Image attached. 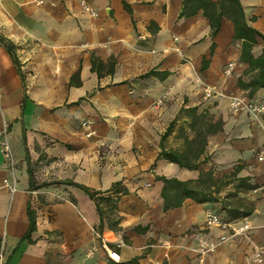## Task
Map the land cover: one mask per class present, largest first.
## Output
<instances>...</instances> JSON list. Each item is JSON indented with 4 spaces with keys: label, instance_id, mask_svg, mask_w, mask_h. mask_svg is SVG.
<instances>
[{
    "label": "crops",
    "instance_id": "obj_1",
    "mask_svg": "<svg viewBox=\"0 0 264 264\" xmlns=\"http://www.w3.org/2000/svg\"><path fill=\"white\" fill-rule=\"evenodd\" d=\"M42 1L0 0L4 264H264V111L252 110L264 105V89L249 97L238 85L252 74L239 62L233 24L223 19L212 39L201 10L179 18L184 0ZM240 2L248 26L264 34V0ZM263 50L257 39L253 56ZM189 147L200 148L191 168L159 157H188ZM206 173L219 187L215 201L185 199L164 211L160 178L195 186ZM55 182L101 192L102 216L81 189ZM114 184L123 192L110 193ZM209 210L229 224L250 223V239L198 253V238L230 235L204 227ZM29 212L35 228L25 238ZM255 248L260 262L250 259Z\"/></svg>",
    "mask_w": 264,
    "mask_h": 264
},
{
    "label": "trees",
    "instance_id": "obj_2",
    "mask_svg": "<svg viewBox=\"0 0 264 264\" xmlns=\"http://www.w3.org/2000/svg\"><path fill=\"white\" fill-rule=\"evenodd\" d=\"M200 10L202 11V15L208 20L211 29L209 36L212 39H214L219 32L220 24L223 19H227L233 24L234 33L232 39L233 41L241 42L239 62L247 66L245 74H252V77L247 83H243L241 80H239V87L247 90L249 97L254 96L255 93L259 90L264 89V50L257 57H254L252 54V49L257 43V39H260L264 44V34L248 26L244 8L240 0H218L217 2H212L210 0H184L183 8L179 13V18L192 17L196 15ZM252 20H254V18H252ZM214 48L215 45L214 43H212L210 47L211 56L214 52ZM207 64L208 60L203 59L201 70H204ZM152 74L153 73L151 72L144 77H148ZM191 117V129H194L196 126V117L194 116V114H191ZM169 131L170 127L167 128L166 132L168 133ZM215 131L216 128L214 129L212 128V126H208V133H214ZM197 148L198 149L196 150L195 148L189 147V152L191 155L188 157H182L174 152L167 151H162L159 154V157L171 163H175L180 167L191 168L193 167V165L190 164V159H194L196 156V152L200 151V148ZM28 170L30 171V169ZM202 177L204 178L203 188L201 187ZM160 180L163 182L161 196L164 203V211L180 207L185 199H191L197 203L215 201V199L211 195L212 192H217L219 189V187L217 186V182L212 179L210 173L201 174L195 186H191L190 182H180L175 179L160 178ZM49 184L44 185L46 186ZM55 184H70L81 189L94 202L97 212L102 216L100 205L102 202H104V198L101 196V192L91 191L85 186L68 182H55ZM207 184L208 188H206ZM109 192L117 195L123 191L120 189V184H114ZM107 203L109 204V200L107 201ZM111 209H114V206H111ZM247 214L248 213L246 212L243 213V215ZM34 228V217L33 214L29 212V230L25 238L29 237L30 233L34 231Z\"/></svg>",
    "mask_w": 264,
    "mask_h": 264
},
{
    "label": "built area",
    "instance_id": "obj_3",
    "mask_svg": "<svg viewBox=\"0 0 264 264\" xmlns=\"http://www.w3.org/2000/svg\"><path fill=\"white\" fill-rule=\"evenodd\" d=\"M36 4L41 5L43 4L42 0H36ZM80 6L84 12H86L91 17H97V12L86 2L81 1ZM211 93L205 90V96L210 97ZM240 106V101L238 99H234L231 108L235 111ZM253 111L262 113L264 111V105L260 107H253ZM83 127H87L88 123L83 122ZM93 135V132H87L86 136L90 137ZM2 146V154L4 159L9 163L11 167L14 165V158L11 147L9 146L6 137L4 136L3 141L1 143ZM259 161L264 160V148L261 152V155L258 157ZM13 190V189H12ZM204 227L207 229L209 228H221L224 230H228L230 235L228 236H221L218 240H209L205 238H198L197 239V251L200 254H207L213 252L219 245L226 243L230 238L235 237H242L246 240L250 239V235L254 230V227L248 222H242L241 224H229L228 222H224L214 211H207L205 214L204 220ZM106 252L108 257L113 260L114 262L119 261V254L115 251L108 250L105 246ZM250 259L253 262H260L262 260V251L260 248H255L253 253L250 255ZM0 264H4V254L3 251L0 250Z\"/></svg>",
    "mask_w": 264,
    "mask_h": 264
}]
</instances>
